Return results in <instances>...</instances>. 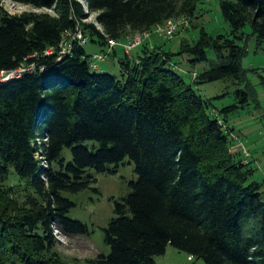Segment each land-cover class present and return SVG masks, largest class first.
I'll use <instances>...</instances> for the list:
<instances>
[{"label":"trees","instance_id":"16d2710c","mask_svg":"<svg viewBox=\"0 0 264 264\" xmlns=\"http://www.w3.org/2000/svg\"><path fill=\"white\" fill-rule=\"evenodd\" d=\"M8 1L48 11L9 13L0 6V71L35 65L0 82V264H65L53 251V228L88 233L67 216L75 203L65 194L88 188L94 173L115 172L125 158L136 178L112 200L102 229L108 252L85 264H155L167 245L204 264H264L261 184L230 152L226 115L237 106L217 109L194 89L242 81L243 29L249 25L257 45L264 42V0H219L228 32L200 29L175 51L147 40L174 36L153 32L139 51L125 54L119 46L117 56L114 47L116 75L96 72L103 61L92 68L86 42L101 53L107 39L123 42L169 18L188 26L197 0ZM89 13L93 22L85 21ZM77 26L84 44L72 43L64 57L45 55ZM208 50L216 61L191 72V81L172 62L175 55L203 62ZM235 94L241 106L247 102V88ZM9 177L16 185L4 184ZM20 185L21 204L12 209L10 196Z\"/></svg>","mask_w":264,"mask_h":264},{"label":"rangeland","instance_id":"374dc122","mask_svg":"<svg viewBox=\"0 0 264 264\" xmlns=\"http://www.w3.org/2000/svg\"><path fill=\"white\" fill-rule=\"evenodd\" d=\"M0 6L9 13L48 11L45 8L33 9L30 6L12 3L8 0H0ZM94 15V13L87 14L85 21L93 22ZM200 29L209 35L228 32V25L220 14L219 0H197L188 26L181 27L173 39L163 40L151 34L147 40L153 45H161L166 51H175L181 38L195 40ZM243 30L245 41L240 58V66L243 70L242 81L235 83L229 80H216L193 86L198 93L209 98L217 109L231 104L237 106L234 111L226 115L227 124L232 128L230 152L233 153L235 159L240 160L246 164V168L252 170L249 180L261 184L260 191L264 201V42L257 45L249 25H246ZM83 47L87 53L98 49L97 45L90 41L86 42ZM140 47L134 49L133 52L139 51ZM115 51L117 56L122 54L119 46ZM105 57L96 72L105 70L112 75L118 74L116 57L111 54ZM172 58V62L178 65L176 70L188 81H191V72H198L216 61L212 50L207 51L206 61L195 64L188 63L186 56L175 55ZM246 88L248 89L247 102L241 106V103L237 102L235 92L238 89L246 90ZM62 156L65 160L70 159V152L67 148L62 150ZM94 177L95 181L88 188L77 193L65 194L75 203L74 207L69 209L67 216L84 223L88 233L86 235H64L53 228L54 237L58 241L53 251L65 264H85L86 260L94 258L97 254L108 252V247L103 243L102 229L112 216V200L128 192L127 183L134 180L136 175L133 172V164L125 158L115 172L94 173ZM12 178H7L4 184L16 185L17 182ZM22 195V186H15L9 203L12 209L20 207ZM154 262L155 264H204L202 260L188 257L186 253L170 245L166 246L162 255L154 257Z\"/></svg>","mask_w":264,"mask_h":264},{"label":"built area","instance_id":"2783aa9c","mask_svg":"<svg viewBox=\"0 0 264 264\" xmlns=\"http://www.w3.org/2000/svg\"><path fill=\"white\" fill-rule=\"evenodd\" d=\"M186 26V21L183 19H166L161 24H156L151 30L147 31H136L132 35L126 37V39L121 42L114 39H107L106 41V49L101 53H94L90 56V60L92 68H97V65L105 60V56L116 46H120L125 54H129L132 49L139 46L151 32L156 35L164 38L171 39L176 31L181 27ZM84 44L86 42V36H84L78 26L75 28L73 32H66L57 47L50 48L45 51V55H51L53 53L57 54V57H62L65 53H68L72 46V43ZM55 51V52H54ZM59 59V58H58ZM35 69V65L33 63H29L26 65H21L16 69L8 70V71H0V82L12 80L18 78L25 71H33Z\"/></svg>","mask_w":264,"mask_h":264},{"label":"crops","instance_id":"0c3cea01","mask_svg":"<svg viewBox=\"0 0 264 264\" xmlns=\"http://www.w3.org/2000/svg\"><path fill=\"white\" fill-rule=\"evenodd\" d=\"M114 49H116V47H115ZM114 49H113V50H114ZM111 51H112V50H111ZM111 51H110V52H111ZM93 52L95 53V52H97V50H94ZM93 52H90V53H93ZM113 52H114V51H113ZM109 54H110V53H109ZM113 57H115V56H113ZM102 63H103V62H102Z\"/></svg>","mask_w":264,"mask_h":264},{"label":"bare ground","instance_id":"6f19581e","mask_svg":"<svg viewBox=\"0 0 264 264\" xmlns=\"http://www.w3.org/2000/svg\"><path fill=\"white\" fill-rule=\"evenodd\" d=\"M67 54H68V53H65V55H67ZM65 55H64V56H65ZM64 56H62V57H64Z\"/></svg>","mask_w":264,"mask_h":264},{"label":"water","instance_id":"95a60500","mask_svg":"<svg viewBox=\"0 0 264 264\" xmlns=\"http://www.w3.org/2000/svg\"><path fill=\"white\" fill-rule=\"evenodd\" d=\"M45 68H43V70H44Z\"/></svg>","mask_w":264,"mask_h":264}]
</instances>
